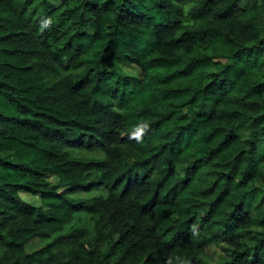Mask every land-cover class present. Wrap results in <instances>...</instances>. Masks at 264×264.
<instances>
[{"label":"trees","instance_id":"obj_1","mask_svg":"<svg viewBox=\"0 0 264 264\" xmlns=\"http://www.w3.org/2000/svg\"><path fill=\"white\" fill-rule=\"evenodd\" d=\"M263 168L264 0H0V264H264Z\"/></svg>","mask_w":264,"mask_h":264},{"label":"rangeland","instance_id":"obj_2","mask_svg":"<svg viewBox=\"0 0 264 264\" xmlns=\"http://www.w3.org/2000/svg\"><path fill=\"white\" fill-rule=\"evenodd\" d=\"M123 69L128 75L140 77V71L136 67L123 66ZM248 132H249V126L243 127L237 131V133L239 134L241 138H246L248 135ZM73 153L76 155L83 156V157H92V158L93 156L100 157L99 153H93V152H87V151H74ZM46 180L51 185L58 183V179L54 176H48ZM262 180L264 182V168H263ZM20 195L25 201L31 203L32 205L37 206V207L41 206V201L39 197L26 194L25 192L24 193L22 192ZM95 195H97V192H92L90 194H75V195H71V197L75 199H79V198H84V197L86 198L92 197ZM254 213L256 214V212ZM42 247H43L42 241L37 238V239L32 240L29 244L26 245V251L27 253H32V252L39 250ZM228 251H229V248L226 246V244L219 243V242H209L206 245V250L204 252V255L202 256V260L206 264H217L220 262H224L225 260H227Z\"/></svg>","mask_w":264,"mask_h":264}]
</instances>
